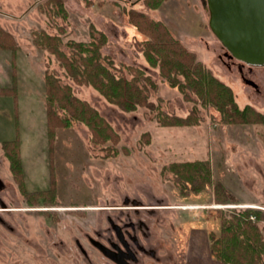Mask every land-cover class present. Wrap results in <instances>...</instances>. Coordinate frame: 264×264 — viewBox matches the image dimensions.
<instances>
[{
    "label": "rangeland",
    "instance_id": "rangeland-1",
    "mask_svg": "<svg viewBox=\"0 0 264 264\" xmlns=\"http://www.w3.org/2000/svg\"><path fill=\"white\" fill-rule=\"evenodd\" d=\"M148 1L0 0V27L16 43L15 50L0 48V88L10 89L0 93L1 171L11 172L2 142L19 139L23 169L31 184H54L66 196L67 206L85 208L82 217L66 214L69 245L76 227L92 232L100 224L107 225L101 217L109 209L100 208L122 205L124 195H139L151 204L146 194H156L163 197V205H158L154 219L172 221L178 230V251L174 249L172 262L158 264H221L213 254V236L221 234L223 216L247 205L264 210V121H228L193 90H187L188 99L162 73L160 63L151 64L146 51L156 42L155 24L165 27L168 42L194 53L196 61L229 85L239 107L249 104L261 113L264 67L257 68L258 74H247L260 85L258 92L241 79L236 64H230L226 55L230 52L209 25L207 0H162L157 7ZM42 31L55 36L59 49L76 59L89 53L80 55L69 45L72 41L88 42L92 35L105 33L102 63L114 76L135 82L147 102L125 110L93 84L78 81L48 45L37 43ZM48 74L93 106L116 138L98 141L89 125L52 100L60 120L50 128V142ZM177 76L184 80L183 75ZM190 114L191 124H162L167 116ZM68 117L70 122L65 124L63 119ZM197 159L209 160L211 168L209 184L200 191L170 168L173 162ZM227 193L235 200L226 198ZM258 224L264 239V221ZM11 238L7 236L6 246L0 249V264H65L54 247L50 253L39 249L44 243L40 238L24 243L17 252ZM87 249L94 251L92 246ZM73 252L69 250L68 264Z\"/></svg>",
    "mask_w": 264,
    "mask_h": 264
},
{
    "label": "trees",
    "instance_id": "trees-1",
    "mask_svg": "<svg viewBox=\"0 0 264 264\" xmlns=\"http://www.w3.org/2000/svg\"><path fill=\"white\" fill-rule=\"evenodd\" d=\"M151 6L157 7L162 0H149ZM62 4V3H61ZM155 44L151 51H146L148 60L152 65L160 63L162 73L170 79L173 86L179 89L190 99L187 90L195 91L203 102L215 105L221 110L228 121H264V113L258 112L251 105L239 107L234 99L232 88L216 78L203 63L196 61L195 54L185 47L172 45L168 42L167 29L155 24ZM37 38V43L48 45L60 58L67 71L78 81L93 84L102 94L112 102L117 103L125 110L135 109L138 104H145L146 95L143 90L132 80L125 77H116L102 63L100 47L106 43L107 36L99 32V36L92 35V41H72L69 45L76 52H88L89 55L69 58L57 46L55 36L42 31ZM164 32V33H163ZM16 43L9 34L0 27V48L15 50ZM157 54L159 60L153 55ZM177 74H181L184 80H180ZM15 75V73H14ZM47 83V120L49 125V141L51 127L59 118L52 109L53 101L69 111L70 115L85 122L93 130L98 141L104 142L116 138V133L106 119L88 102L73 96L70 86H61L59 81L51 74L46 75ZM10 89L0 88V93ZM193 116L182 118L179 116H167L163 125H185L193 123ZM60 120V119H59ZM69 123L70 119H63ZM2 146L10 162V169L17 181H23V164L20 154L19 139L5 140ZM170 168L179 175L184 182L191 183L196 191L202 190L210 181V162L206 159L173 162ZM223 189L222 184L218 187ZM217 187V186H216ZM57 186L50 185V191L54 192ZM226 191V190H225ZM226 198L235 200L233 195L227 193ZM230 194V195H229ZM264 221V210L256 207H241L239 210L230 211L228 216H223L221 234L213 236V254L221 264H264V239L258 221Z\"/></svg>",
    "mask_w": 264,
    "mask_h": 264
},
{
    "label": "flooded vegetation",
    "instance_id": "flooded-vegetation-1",
    "mask_svg": "<svg viewBox=\"0 0 264 264\" xmlns=\"http://www.w3.org/2000/svg\"><path fill=\"white\" fill-rule=\"evenodd\" d=\"M230 64H236L243 81L260 91V85L247 74H258L257 68L264 65H251L226 52ZM3 157L6 156L3 146ZM0 159V249L4 240L11 235L12 249L16 252L25 243H40L39 249L51 252V247L67 263L69 250H73L71 264H158L172 262L173 251H178V230L172 221L153 217L163 205V197L147 195L151 204H145L139 195H124L122 205H113L100 209H109L101 218L106 226L99 225L92 232H84L82 226L71 233L72 245L68 244L66 214L68 211L80 215L85 209L82 205L67 206L66 196L59 192L53 194L50 185L41 187L31 184L23 169L22 183L17 181L10 169V174L1 171ZM115 199V197H113ZM76 201V200H75ZM113 202H115L113 200ZM157 205V206H156ZM175 208L172 206H163ZM38 218V219H36ZM40 221L38 224H36ZM92 246L93 250L87 249ZM92 249V248H91ZM67 258V259H66ZM70 264V263H69Z\"/></svg>",
    "mask_w": 264,
    "mask_h": 264
},
{
    "label": "water",
    "instance_id": "water-1",
    "mask_svg": "<svg viewBox=\"0 0 264 264\" xmlns=\"http://www.w3.org/2000/svg\"><path fill=\"white\" fill-rule=\"evenodd\" d=\"M209 25L234 58L264 65V0H207Z\"/></svg>",
    "mask_w": 264,
    "mask_h": 264
},
{
    "label": "crops",
    "instance_id": "crops-1",
    "mask_svg": "<svg viewBox=\"0 0 264 264\" xmlns=\"http://www.w3.org/2000/svg\"><path fill=\"white\" fill-rule=\"evenodd\" d=\"M247 204H250V203H247ZM243 205V204H242ZM245 205V204H244ZM248 206V205H247ZM250 206V205H249Z\"/></svg>",
    "mask_w": 264,
    "mask_h": 264
},
{
    "label": "bare ground",
    "instance_id": "bare-ground-1",
    "mask_svg": "<svg viewBox=\"0 0 264 264\" xmlns=\"http://www.w3.org/2000/svg\"><path fill=\"white\" fill-rule=\"evenodd\" d=\"M252 205V204H251Z\"/></svg>",
    "mask_w": 264,
    "mask_h": 264
}]
</instances>
